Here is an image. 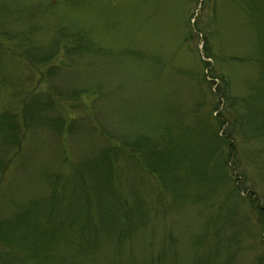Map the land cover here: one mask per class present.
Listing matches in <instances>:
<instances>
[{
	"label": "rangeland",
	"instance_id": "obj_1",
	"mask_svg": "<svg viewBox=\"0 0 264 264\" xmlns=\"http://www.w3.org/2000/svg\"><path fill=\"white\" fill-rule=\"evenodd\" d=\"M56 41L60 48L50 61ZM261 47L264 0H0V114L18 123L22 138L18 147L0 136V156L10 160L0 183V218L62 194L55 254L70 255L78 235L69 221L59 226L60 215L76 212L73 194L85 186L78 180L92 182L95 195L101 191L103 168L113 185L124 169L115 186L136 193L129 199L137 214L152 213L147 207L161 195L151 172L125 152L114 164L96 165L95 158L141 136L161 141L170 121L192 124L199 116L213 122L214 92L224 82L238 98L260 85ZM178 174L184 177L185 167ZM218 193L185 199L156 223L149 215L150 223L130 238L103 243L77 264H264L257 213L243 196ZM228 205L235 221L211 224Z\"/></svg>",
	"mask_w": 264,
	"mask_h": 264
},
{
	"label": "trees",
	"instance_id": "obj_2",
	"mask_svg": "<svg viewBox=\"0 0 264 264\" xmlns=\"http://www.w3.org/2000/svg\"><path fill=\"white\" fill-rule=\"evenodd\" d=\"M75 43H71L72 49L79 50ZM54 45L57 46V41ZM59 48L49 51L50 61L57 56ZM261 48L264 53V47ZM25 56L38 60L34 53H26ZM261 68V77H264V64ZM259 84L254 90L252 88L248 97L238 98L231 94L224 82L222 88L214 92V110L219 111L213 122L199 116L192 124L170 121L161 131V141L141 136L132 144L107 147L95 158V164L100 166L105 162L117 163L125 152L137 159L139 167L151 172L158 181L157 192L161 195L158 200L155 198L151 208L146 206L152 209V213L147 210L145 214H137L135 204L129 199L130 196L136 197V193H128L115 186L125 176L124 169L120 170L113 185L110 169L103 168L98 173L103 181L101 191L95 195L97 190L93 191L92 182L78 180V185L85 186L76 188L73 194L77 196V201L74 200L76 212L67 217L60 215L59 226L69 221V228L78 235L70 255L55 254L54 223L58 216V200L62 199V194L58 197L55 193L46 202H31L13 218H0V264H77L82 255L96 252L105 244L121 243L126 237L130 238L134 232L147 226L149 221L146 223L145 220L149 215L152 214L153 223H156V219H162L157 216L165 218L173 205L178 207L181 201L189 198L203 201L216 191L228 193L230 197L243 196L257 213L258 223L264 226V78ZM13 122L0 114V136L6 144L19 147L21 129L17 122ZM209 155L213 166H207L205 159ZM9 163L10 160L0 156V183ZM184 167L185 175L180 177L178 172ZM197 172L201 180L196 177ZM240 178L243 179L241 184L237 182ZM58 180L56 177L53 181L55 185H59ZM180 181L182 187L178 185ZM192 187L196 188L193 192L188 190ZM167 190L173 193V198L169 199ZM223 215L221 213L217 220H211V224L220 228L224 223L230 225L235 221V213L229 205L226 215ZM137 216L143 217L139 223H135ZM215 235L214 239L220 236V232L215 231ZM71 258L72 262L69 261Z\"/></svg>",
	"mask_w": 264,
	"mask_h": 264
}]
</instances>
